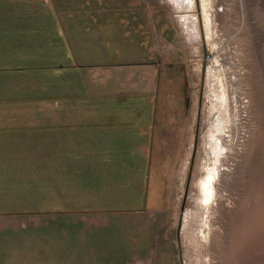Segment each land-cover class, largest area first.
I'll use <instances>...</instances> for the list:
<instances>
[{
	"label": "rangeland",
	"instance_id": "1",
	"mask_svg": "<svg viewBox=\"0 0 264 264\" xmlns=\"http://www.w3.org/2000/svg\"><path fill=\"white\" fill-rule=\"evenodd\" d=\"M191 1L0 0V264H264V0ZM69 35L104 57L116 46L136 92H158L160 67L162 88L187 84L188 115L174 92L156 102L164 114L146 100L174 152L162 161L163 209L146 210L150 194L131 176L138 161L64 159L68 115L44 106L70 103L69 78L53 72L67 65ZM91 51H80L86 65ZM216 75L229 98L227 154L204 203Z\"/></svg>",
	"mask_w": 264,
	"mask_h": 264
},
{
	"label": "crops",
	"instance_id": "2",
	"mask_svg": "<svg viewBox=\"0 0 264 264\" xmlns=\"http://www.w3.org/2000/svg\"><path fill=\"white\" fill-rule=\"evenodd\" d=\"M64 30L66 32L65 28ZM73 42L75 41L69 35L68 42L65 43L68 61L64 62L67 65L62 69H53L54 75L63 72L66 78H69V81L64 83V96L67 98L66 102L70 103L62 105L58 104L60 101L55 100L54 104L44 106L49 108V111L64 112L68 115L65 142L61 146L67 156L64 159L138 161L135 167L141 170L131 175L134 179L132 182H139L140 187H144L143 190L147 189L146 193L150 194L147 197V207L163 209L162 205L166 202L160 198L159 188L166 187L168 178L162 161L172 157L174 152H169V146L160 143L159 136L166 128L154 125L153 130V125L147 120L146 100L154 106L153 94L149 91L146 93L144 89L140 92L133 89L131 84L135 72L128 71L129 67H124L114 58L115 54L110 48L116 46L105 48L108 56L104 57V52L89 50L93 47L88 48L84 41H78V45H73ZM84 49L95 52V64L83 63L80 51ZM55 64H58V61ZM52 77L51 72L46 75L49 82ZM138 78L146 84L144 71ZM43 80L45 78L41 77V81ZM49 82L46 92L52 90ZM52 95L55 96L54 90ZM133 95L143 96L138 104L128 102ZM88 101L93 105L87 104ZM53 117L55 120L58 118L57 115ZM95 137L99 143L95 141ZM47 138L48 142L53 140L50 136ZM155 141L156 150L153 148ZM173 144L174 142L170 143L172 148ZM57 149L60 147L54 150Z\"/></svg>",
	"mask_w": 264,
	"mask_h": 264
},
{
	"label": "bare ground",
	"instance_id": "3",
	"mask_svg": "<svg viewBox=\"0 0 264 264\" xmlns=\"http://www.w3.org/2000/svg\"><path fill=\"white\" fill-rule=\"evenodd\" d=\"M190 4H192L191 0ZM208 21L211 22L209 18ZM217 78L219 83L218 89H220L216 90L215 97L217 102L216 109L218 110L220 115L218 116V120L216 125L214 126V130L210 133V137L207 143L209 146V148L207 149V154L210 160L204 166V174L198 183V187L202 195V201L204 203H210L216 197L217 184L221 177L222 167L225 166V164H222V158L225 154H227V146L225 145L224 141L228 133L227 130L229 128V120L226 119L225 116L229 109V98L227 96L224 80L219 76H217Z\"/></svg>",
	"mask_w": 264,
	"mask_h": 264
},
{
	"label": "flooded vegetation",
	"instance_id": "4",
	"mask_svg": "<svg viewBox=\"0 0 264 264\" xmlns=\"http://www.w3.org/2000/svg\"><path fill=\"white\" fill-rule=\"evenodd\" d=\"M150 64L152 65L154 63H150ZM170 67H171V69L174 70V64H171ZM161 68L162 67H160L159 70L162 73ZM160 72H159V78H158V81H159V87L158 88L159 89H158V92L157 93L153 94V97H154V108H157V109L159 108L161 110V113H162L163 112V108L156 106V102H159V101H162L163 99H166V97H168L170 94H173V92H174V94L177 96V98H179L183 102V104H184L183 107H182V111H183L184 116L185 115H188L187 112L190 109V104H189L190 103L189 102L190 101V98H189V94H188V86H187V84H185L187 87H185V85H183V83H179V85L176 86V87H174V88H169V89L162 88L163 86H162V83H161V76H162L163 73L161 74ZM170 79L173 80V75H172V77ZM180 87H181V89H180ZM163 103H164V107H166L167 106L166 105V102H163ZM170 109H171V106L166 111L168 112V110H170ZM178 110H181L179 108V106H178ZM170 111H172V109ZM163 114H164V112H163ZM166 116L167 115H164L163 116L164 122H165V120L167 118ZM168 117H169V114H168ZM146 210L147 211H151V210L153 211V210H156V209H152V208L150 209V208H148Z\"/></svg>",
	"mask_w": 264,
	"mask_h": 264
},
{
	"label": "water",
	"instance_id": "5",
	"mask_svg": "<svg viewBox=\"0 0 264 264\" xmlns=\"http://www.w3.org/2000/svg\"><path fill=\"white\" fill-rule=\"evenodd\" d=\"M187 192H188V189H187ZM187 192H186V195H185V198H184V202H183V205H182V212H184V210H185V205H186V202H187ZM180 226H181V223H180ZM179 230H180V227H179Z\"/></svg>",
	"mask_w": 264,
	"mask_h": 264
}]
</instances>
